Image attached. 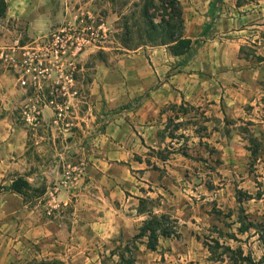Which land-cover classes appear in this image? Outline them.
I'll list each match as a JSON object with an SVG mask.
<instances>
[{"label": "rangeland", "instance_id": "374dc122", "mask_svg": "<svg viewBox=\"0 0 264 264\" xmlns=\"http://www.w3.org/2000/svg\"><path fill=\"white\" fill-rule=\"evenodd\" d=\"M22 1L46 24L0 22V264H264V60L239 57L243 45L264 55V0H212L183 56L125 48L120 1ZM62 29L68 48L48 76L25 73L24 48H51ZM18 175L45 193L25 202ZM237 188L254 197L239 203ZM108 205L171 214L179 235L150 249L134 238L141 220L96 240L83 229Z\"/></svg>", "mask_w": 264, "mask_h": 264}, {"label": "trees", "instance_id": "16d2710c", "mask_svg": "<svg viewBox=\"0 0 264 264\" xmlns=\"http://www.w3.org/2000/svg\"><path fill=\"white\" fill-rule=\"evenodd\" d=\"M121 3L119 10V28L118 37L123 46L127 49H137L141 46H166L169 52L174 56H183L189 54L193 49L196 40L185 35L186 19L183 3L180 0H112ZM131 3V4H130ZM130 4V10H125ZM8 11L7 0H0V20L6 17ZM250 47V48H249ZM246 49H249L246 52ZM254 56L259 61L264 59L256 49L251 46L243 45L239 50V57L249 59ZM186 102L184 101L183 104ZM173 137V136H172ZM256 150L254 151V153ZM11 190L20 194L27 202L33 196H42L46 189L34 187L30 181L18 175L13 178L10 186ZM253 194L237 188V200L239 203L244 198H253ZM140 202L145 203V198H140ZM141 211V210H140ZM178 219L171 214L151 212L150 216L143 220L139 232L134 236L135 239L147 237V246L150 249H157L160 236L170 237L178 236ZM260 237L264 243V225L261 226ZM244 228L243 230H245ZM227 251L232 253V257L242 249H233L226 247ZM122 259L124 254H121ZM249 264H256L251 258ZM26 264H66L59 258L52 259H33Z\"/></svg>", "mask_w": 264, "mask_h": 264}, {"label": "crops", "instance_id": "0c3cea01", "mask_svg": "<svg viewBox=\"0 0 264 264\" xmlns=\"http://www.w3.org/2000/svg\"><path fill=\"white\" fill-rule=\"evenodd\" d=\"M12 1L16 5V8H14L11 11L10 1L7 0L8 11H7L6 17L3 18L2 20H0V22L1 21L5 22V21H7V19H11L12 17H14V19H15V17H16V19L23 18V19L29 20V22L34 26V28H36L38 25H40V27H43L46 24V15L45 14L41 13V14H38L37 16H35L34 14H32L31 9H28L27 7H23L22 3H25V1H22V0H12ZM29 1H32V0H29ZM180 1L183 3L184 11H185V19H186L185 35L192 38V36L196 35L197 33H191L190 35H188L189 24L195 23L198 26V28H200V29L204 28V25H207V23H208L207 21L209 19L207 12L210 10V4H211L212 0H196L197 3H195V1L193 2L191 0V2L193 4L191 7H188L186 5V2H188V1H185V0H180ZM225 1H229V2L232 1V3H234V1H236V0H225ZM188 5L190 6L191 3L188 2ZM239 6L242 7V5H239ZM190 9H192V12H190ZM1 33L2 32H0V34ZM0 37H1V35H0ZM16 41H18V40H16ZM0 43H1V41H0ZM1 55H2V53H1ZM262 56H264V55H262ZM190 75L193 76V75H195V73H191ZM4 76H5V74H4ZM184 101L186 102V100H184ZM185 104H187V102ZM108 208H109L108 212H110L111 215L108 214V217H99L96 223H93V224L90 223L89 226H85L87 228L83 229V232H85L86 234H89L90 236H92L96 240L99 238H106V237L114 236L115 234L120 233L122 231V229H125L124 232H126V234L128 233V235H129V233L133 232L130 229H128L129 223L134 224V222H139V221L143 220V216L137 212V209H135V214L128 217V216H123L122 214L116 213V212H119L118 207H116V210L113 213H112V210L114 208L111 205L110 206L108 205ZM84 210L85 209H81L77 213V215L80 217V218H78V220L76 219L78 223L84 222V220L87 218L86 211H84ZM108 222H110V224H108V226H107ZM81 230H82L81 227L73 228L70 233L79 236L80 235L79 233ZM133 230L135 231V229H133Z\"/></svg>", "mask_w": 264, "mask_h": 264}, {"label": "built area", "instance_id": "2783aa9c", "mask_svg": "<svg viewBox=\"0 0 264 264\" xmlns=\"http://www.w3.org/2000/svg\"><path fill=\"white\" fill-rule=\"evenodd\" d=\"M79 39V38H77ZM91 42L90 39L83 37L82 43ZM81 46V43H79ZM83 45V44H82ZM46 50L42 47H32L30 49L24 48V52L21 55L22 65L25 66V73L32 72L34 78L40 76L47 77L49 71V64L53 62V56L58 55L60 52H66L68 48V40H66L65 29H62L59 33L53 34V44ZM25 73L21 77L23 85L27 84L28 80L25 78Z\"/></svg>", "mask_w": 264, "mask_h": 264}]
</instances>
